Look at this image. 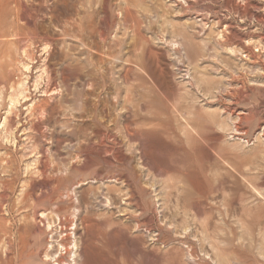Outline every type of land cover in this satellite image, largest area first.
Returning a JSON list of instances; mask_svg holds the SVG:
<instances>
[{
  "label": "rangeland",
  "instance_id": "1",
  "mask_svg": "<svg viewBox=\"0 0 264 264\" xmlns=\"http://www.w3.org/2000/svg\"><path fill=\"white\" fill-rule=\"evenodd\" d=\"M18 3L30 23L0 42V264H58L64 247L43 249L78 241L81 213L94 264H264V0Z\"/></svg>",
  "mask_w": 264,
  "mask_h": 264
},
{
  "label": "bare ground",
  "instance_id": "2",
  "mask_svg": "<svg viewBox=\"0 0 264 264\" xmlns=\"http://www.w3.org/2000/svg\"><path fill=\"white\" fill-rule=\"evenodd\" d=\"M21 1V0H20ZM10 5H9V3H8V1L7 0H0V42H1V40H2V38H4L5 36H7V35H13L14 36V39L18 36L17 35V32L18 31H16V27H17V20H23V23H24V21H25V23L26 24H29L30 23V20H29V18L27 17V14H26V12L24 11V6L22 5V4H20V3H18V0H14V9H11L10 7H9ZM12 16V20L11 21H7V19L9 18V17H11ZM19 23V22H18ZM34 25H36L35 23H33ZM32 26V25H31ZM12 29V31H10L9 29ZM35 29V28H34ZM33 29V30H34ZM37 30V29H36ZM35 32V31H34ZM38 33V32H37ZM24 35V34H23ZM46 35V34H45ZM32 36H34V35H32ZM37 36H38V34H37ZM37 36L35 37L36 39H38L37 38ZM40 36H42L41 34H40ZM39 36V37H40ZM11 37V36H10ZM26 37V36H25ZM30 37L31 36H29L28 37V39H30ZM11 38H13V37H11ZM44 38V37H43ZM46 38V37H45ZM5 39V38H4ZM10 39V38H9ZM31 39H33V38H31ZM36 39L34 40V41H36ZM40 39H41V37L39 38V42H40ZM47 39H49V38H47ZM46 39V40H47ZM8 40V39H7ZM17 40H18V38H17ZM23 40H25V39H23ZM45 40V39H44ZM4 41V40H3ZM13 41V40H12ZM21 41V40H20ZM29 41V40H28ZM27 42V41H26ZM25 42V43H26ZM39 42H36V43H39ZM44 41H43V39H42V42H40V43H43ZM47 42V41H46ZM10 43V42H9ZM25 43H24V45H25ZM29 43V42H28ZM30 43H32V42H30ZM35 43V42H34ZM19 44H21V42L19 43ZM19 44L17 45V46H19ZM11 45H12V42H11ZM17 46H15V47H17ZM21 46V45H20ZM19 46V47H20ZM26 46V45H25ZM11 47V46H10ZM13 47V46H12ZM23 47V46H22ZM22 47H21V49H22ZM1 48H3V47H1ZM14 48V47H13ZM24 48V47H23ZM4 49V48H3ZM6 50V49H5ZM17 50V49H16ZM26 51V49L25 50H23V52H25ZM9 53V52H8ZM2 54V53H1ZM13 54V53H12ZM93 54V53H92ZM12 56V55H11ZM97 56V55H96ZM4 57V56H3ZM6 57V56H5ZM13 57V56H12ZM9 58H10V55H9ZM25 58H28L27 56L25 57ZM29 58H30V55H29ZM1 59H4V58H1ZM0 59V60H1ZM93 59V58H92ZM31 60H33V59H31ZM12 62V61H11ZM4 63H9V62H7L6 60H5V62ZM10 65H11V63H9ZM9 66V65H8ZM51 73V76H54L53 75V73L52 72H50ZM50 73H49V75H50ZM48 75V76H49ZM50 76V77H51ZM48 80H49V78H48ZM46 86H48V88H47V90L48 89H52L53 90V88H54V86H55V80H54V78L53 77H51L50 78V80H49V82H48V85H46ZM57 86V85H56ZM50 91V90H49ZM11 102H12V104H15V102H17V100L16 99H11ZM34 105V104H33ZM31 107V113H32V111H35L34 109H33V107H32V105L30 106ZM37 108V107H36ZM43 108H45V107H43ZM41 108H39V110H40ZM46 110V109H45ZM45 111H44V109H42V113H44ZM38 113V112H37ZM41 113V112H40ZM33 115H35V114H33ZM234 127L236 128V125H234ZM36 128V127H35ZM236 129H238V128H236ZM37 130V129H36ZM187 133H189V135H190V133H191V135H192V132H187ZM193 134H194V132H193ZM190 135V136H191ZM146 142H147V140H146ZM144 143H145V141H144ZM104 150H108V148L107 147H104V148H94L93 146H88V147H84V146H82L81 145V155H88V154H91L92 152H98V151H100V152H103ZM41 152V158L39 159V169H41V171L42 172H45V170H47V162H44L43 161V158L45 157V155H44V152L41 150L40 151ZM99 153V152H98ZM69 170V166H67L66 164H62L58 169H57V171H59L60 172V174H62L63 172H67ZM55 180V179H54ZM53 180V181H54ZM49 183V182H48ZM41 185H43V184H41ZM40 186V184L39 183H33V188L35 189V188H38ZM67 196H69L70 198H72L69 194H67ZM60 209V208H59ZM59 209H57V210H59ZM74 207H72V206H70L67 210H66V214L64 213V220L63 221H61V219H60V221H61V223L62 224H64L66 227L67 226H70L72 223H73V219H72V216H75V213H74ZM60 211V210H59ZM37 216V208H35V206H34V208H32V211H31V217H36ZM62 217H63V215H61ZM59 218H60V215H59ZM77 220L79 221V224H77L76 225V229L74 230V234L75 235H77L78 236V241H77V239L75 238H73V240H71L70 239V236L69 235H67L66 237H64V239H60L61 241V243H59V242H57V244L56 245H53L52 246V250H49L47 247L45 248L44 247V249H43V252H44V254L45 255H48V254H51V255H53L54 253H56V252H59V251H61L62 249V247H60V246H63L64 247V249L63 250H65V256H63V255H60L58 258H57V262H58V264H61V262H64V260H66L65 259V257L66 258H68V256H70V253L71 254H73V261H74V263L73 264H94V262L97 260L98 261V256L96 255V253H94V251L92 250V246H91V243H90V239L88 238V236H89V234H90V227H89V222H88V220L86 219V216L85 215H83L82 213H81V215L80 214H78V216H77ZM74 223H75V221H74ZM78 225H81V229H82V232L81 233H79V231L77 230V227H78ZM149 228V227H148ZM35 232H39V230L38 229H36L35 228ZM40 233V232H39ZM115 235V234H114ZM113 235V236H114ZM7 239V238H6ZM5 241V240H4ZM8 242H9V240L7 239L6 241H5V243L3 244V247L5 248V247H7L8 246ZM133 242L134 243H136V241H134L133 240ZM69 244H72L71 246H73L71 249H68L67 248V246L69 245ZM5 245V246H4ZM7 245V246H6ZM37 254H38V251H37ZM145 254V253H144ZM53 257H55V256H53ZM146 257V256H145ZM155 257H156V255H155ZM72 258V257H71ZM146 259L149 261V260H151V259H149L148 257H146ZM153 261V260H152ZM100 264H105V262L104 261H101L100 262Z\"/></svg>",
  "mask_w": 264,
  "mask_h": 264
}]
</instances>
